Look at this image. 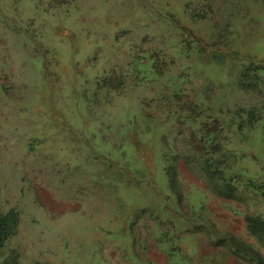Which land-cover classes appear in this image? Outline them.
Instances as JSON below:
<instances>
[{
	"label": "rangeland",
	"instance_id": "1",
	"mask_svg": "<svg viewBox=\"0 0 264 264\" xmlns=\"http://www.w3.org/2000/svg\"><path fill=\"white\" fill-rule=\"evenodd\" d=\"M250 116L264 117V0H0V211L18 218L0 252L264 264L245 223L264 217ZM202 155L228 169L210 178Z\"/></svg>",
	"mask_w": 264,
	"mask_h": 264
},
{
	"label": "trees",
	"instance_id": "2",
	"mask_svg": "<svg viewBox=\"0 0 264 264\" xmlns=\"http://www.w3.org/2000/svg\"><path fill=\"white\" fill-rule=\"evenodd\" d=\"M259 69H255L253 70L254 73H257ZM247 72V70L245 71ZM259 73V72H258ZM257 116V115H256ZM258 119H263L264 117L261 118H257L256 119L252 118V116H250V118L243 123V121H239L238 123V128L240 130L244 129V128H250L252 126V121L258 120ZM215 133H211L208 134L207 136L204 137V141L206 142V144L210 147L212 146V142L215 139ZM217 146H214L212 152H208V156H212L213 154L219 152L218 150L216 151ZM208 151V150H207ZM214 157V156H213ZM200 158L202 159V164H203V168L205 170V173H207V175L210 178H214V177H218L220 178V173H222V171H226V169L228 168H221V170L218 168V171L213 168L212 166V161L214 160V158L212 157H205L202 155L200 156ZM165 170H166V174L170 183L171 188L174 186L173 182V172H172V168L169 166H165ZM256 188L259 190L260 194L262 196H264V182H262V184L256 186ZM17 213L16 211H14L13 209L5 211V212H1L0 211V250L3 249V247L5 246L6 242L9 240V238L11 236H13L17 229ZM245 223H246V227L247 230L249 231V233L254 236L255 238H262V235L264 234V217H262L261 215H246L245 216ZM248 248V247H247ZM240 251V248H239ZM242 251L246 254H244V256H247L248 258H250L251 260H254L255 264H263V262L256 256L251 254L252 250H242L241 249V253ZM18 255L15 252V250H11L10 253L5 252V253H1L0 252V264H18Z\"/></svg>",
	"mask_w": 264,
	"mask_h": 264
}]
</instances>
